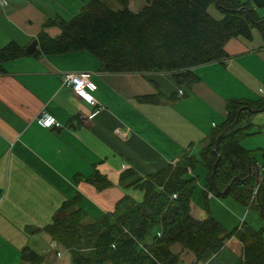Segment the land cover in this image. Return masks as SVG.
<instances>
[{"label":"crops","instance_id":"crops-1","mask_svg":"<svg viewBox=\"0 0 264 264\" xmlns=\"http://www.w3.org/2000/svg\"><path fill=\"white\" fill-rule=\"evenodd\" d=\"M7 1L6 6L0 4V48L12 41L27 47L52 18L47 9L54 0ZM77 1L83 6L89 0ZM146 1L131 0L130 8L136 11L134 4L140 2V8ZM47 31L52 36L60 33L57 26ZM225 50L226 59L194 68L200 80L185 92H179L180 87L165 72H102L98 59L89 51L24 56L5 63L7 72L0 74V264H27L21 259V250L26 246L44 256L43 264H72L71 251L44 229L64 201L80 193L77 206L86 213V223L113 211L126 195L142 201V190L120 183L125 170L135 171L133 179L144 177L196 154L195 147L200 151L203 142L223 122L229 99L262 96L264 46L260 33L254 30L252 39L234 37ZM66 72L91 75L97 85L92 92L97 106L64 84ZM157 91L166 94L159 104L137 99ZM172 93L176 96L168 98L167 94ZM42 110L64 126H40L36 117ZM258 113L252 122L258 133L242 144L264 154V111ZM257 137L261 139L255 140ZM255 161L254 173L262 164L259 157ZM202 167L190 175L197 176L196 190L200 188L203 199L208 171ZM94 169L105 174L113 185L99 190L87 181H76V174L88 176ZM207 194L212 215L228 230L243 221L255 229L264 226L259 210L234 198L229 200V196L210 202L216 196ZM198 198L199 193L195 204ZM201 211L204 218V204ZM171 249L181 253L182 264H240L244 258L243 243L236 237L228 239L207 262H197L194 253L180 244Z\"/></svg>","mask_w":264,"mask_h":264},{"label":"trees","instance_id":"trees-1","mask_svg":"<svg viewBox=\"0 0 264 264\" xmlns=\"http://www.w3.org/2000/svg\"><path fill=\"white\" fill-rule=\"evenodd\" d=\"M116 1L119 8L105 0H89L69 20L61 16L48 19L37 35L38 48L31 54L16 41L1 47L0 74L7 72L5 63L20 57L89 51L98 59L102 72H165L180 87L179 92H185L200 80L195 67L228 57L225 46L230 39H252L257 30L264 46V15L259 12L264 9V0H147L138 11L130 8L131 0ZM212 3L222 18L209 13ZM54 26L60 29L57 36L47 31ZM175 96L167 94L168 98ZM165 97L157 91L137 99L159 104ZM262 111L264 92L257 99H229L223 122L197 154L186 155L144 177L133 179L136 173L132 169L121 174L120 183L143 191L142 201L126 195L113 211L86 223V213L77 206L82 196L77 193L64 201L44 229L71 251L72 264H180L181 253L171 249L174 244L193 252L197 262H207L232 237L243 243L240 264H264V226L255 229L243 221L226 229L212 215L207 194L232 196L259 210L264 218V177L258 175L259 170L254 173L255 150L242 144L258 133L250 118ZM200 164L208 171L203 196L206 216L202 219L192 215L198 178L190 175ZM78 175L76 181H87L99 190L113 185L97 169L88 176ZM229 185L228 194H222ZM21 259L27 264H43L44 256L26 246Z\"/></svg>","mask_w":264,"mask_h":264},{"label":"rangeland","instance_id":"rangeland-1","mask_svg":"<svg viewBox=\"0 0 264 264\" xmlns=\"http://www.w3.org/2000/svg\"><path fill=\"white\" fill-rule=\"evenodd\" d=\"M105 1H107L108 3H110V4H112L113 5V7L114 8H119L120 7V5L118 4V2L116 1V0H105ZM139 3L140 2H138V3H136V5L134 4V6H133V8L136 10V11H138V5H139ZM48 6H49V8L47 9V11L49 12V15H50V17H52V18H54V17H56L57 15H60L61 17H63L64 19H66V20H69L75 13H78L80 10H81V7H82V4H80V2L79 1H77V0H59V2L58 1H56V0H54V1H50L49 2V4H48ZM259 12L262 14V15H264V9H259ZM209 13L213 16V17H215V18H217V19H220V18H222L223 17V14H222V12L219 10V8L217 7V5H215V4H210V7H209ZM255 32H258L257 30H255ZM49 56H51V55H49ZM147 84H149V83H147ZM162 89H163V87H162ZM47 112V111H46ZM49 113V112H48ZM257 114H261V113H257ZM255 116H256V114L255 115H252L251 116V118H250V121L251 122H253V118H255ZM261 138L260 137H257V138H255V140H260ZM244 142V141H243ZM245 147V146H244ZM199 148L200 147H195V152H196V154L199 152ZM254 156L255 157H259V159H260V161H261V166H263V164H264V159H263V154H262V152H261V150L260 149H255V151H254ZM201 168H203L202 167V165H199L198 166V168H196L195 169V173L194 174H197L198 173V170L199 169H201ZM263 168V167H262ZM192 174V173H191ZM264 176V169L262 170V172H261V177H263ZM141 191V190H140ZM142 192V191H141ZM197 193H199V203H196L195 204V197H196V194ZM233 197L232 196H229L228 197V199L229 200H233L232 199ZM221 201V200H223L222 198H219V197H215V198H213V199H210V202L211 201ZM193 201L194 202H192V203H194L193 204V207H192V215L194 216V217H196V218H202L201 217V208H202V206H203V199H202V194H200V188H198L197 190H196V193H195V196H194V198H193ZM199 205V208H198V205ZM197 205V206H196ZM201 207V208H200ZM205 217V216H204ZM225 219V221H229L227 218H224ZM250 219L251 218H249V220L248 221H250ZM241 223V222H240ZM231 227H233V226H230V228ZM227 229V228H226ZM231 229H233V228H231ZM231 229H229V230H231ZM176 245H178V244H176ZM183 263V262H182ZM182 263H180V264H182Z\"/></svg>","mask_w":264,"mask_h":264},{"label":"built area","instance_id":"built-area-1","mask_svg":"<svg viewBox=\"0 0 264 264\" xmlns=\"http://www.w3.org/2000/svg\"><path fill=\"white\" fill-rule=\"evenodd\" d=\"M0 4L6 6L8 4L7 0H0ZM63 82L65 85L70 86L72 92L78 95L80 98L85 99L92 106H97V101L92 95V92L97 90V85L91 80V75L89 73H75V72H66L63 74ZM51 120L52 123L49 125L47 121ZM36 122L45 128H61L64 125L58 121L53 115L42 110L40 114L36 117ZM177 161L172 162L175 164ZM263 167V168H262ZM264 169V166L259 167V174ZM211 195L212 192H209ZM257 194V187L254 190L252 200H254ZM2 198L0 197V203Z\"/></svg>","mask_w":264,"mask_h":264},{"label":"water","instance_id":"water-1","mask_svg":"<svg viewBox=\"0 0 264 264\" xmlns=\"http://www.w3.org/2000/svg\"><path fill=\"white\" fill-rule=\"evenodd\" d=\"M39 41L37 39H34L27 47H26V52L31 54L33 53L37 48H38ZM233 126V125H232ZM230 126V127H232ZM217 151V149H216ZM215 172V169H214ZM214 179V173L212 174V180ZM230 185L222 192V194L227 195L228 194V188Z\"/></svg>","mask_w":264,"mask_h":264},{"label":"clouds","instance_id":"clouds-1","mask_svg":"<svg viewBox=\"0 0 264 264\" xmlns=\"http://www.w3.org/2000/svg\"><path fill=\"white\" fill-rule=\"evenodd\" d=\"M47 123L50 125V124L52 123V121H51V120H49V121H47Z\"/></svg>","mask_w":264,"mask_h":264}]
</instances>
